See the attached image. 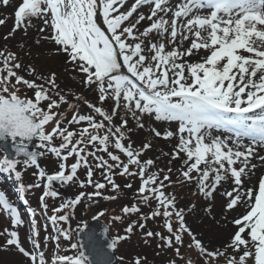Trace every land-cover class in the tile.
<instances>
[{
    "label": "snow or ice",
    "instance_id": "obj_1",
    "mask_svg": "<svg viewBox=\"0 0 264 264\" xmlns=\"http://www.w3.org/2000/svg\"><path fill=\"white\" fill-rule=\"evenodd\" d=\"M9 2L0 0V5ZM145 6L147 13L140 11ZM34 18L43 25L35 43L54 45L51 54L62 56L70 70L82 76L83 87L96 93L94 101L75 94V102H70L61 94L54 72L45 77L31 65L25 68L16 52L0 48V141L11 138L14 156L24 157L25 165L39 168L37 158L44 151L59 161L54 174L46 175L42 169L38 173L46 180L42 206L47 208L45 197L58 195L49 191L52 182H73L81 167L87 169V184L80 180L79 186L96 189L80 192L54 208L51 222H67L68 215L56 213L74 209L86 197L102 195L100 190L108 185L113 192L119 191L115 175L138 177L136 199L149 207L154 202L155 207L140 216L143 222L129 224L125 233L131 234L137 226L145 229L148 220L161 219L164 232L147 231L145 236L157 237L162 241L159 247L174 251L168 264H194L181 253L185 234L187 248L197 253L201 264H219L220 260L224 264H264V175L253 182L257 169L253 161L264 165V0H132L130 6L127 0H19L12 27L3 39L9 40L18 31L27 35ZM6 22L0 18V26ZM192 56L198 59L193 61ZM21 69L32 79L21 75ZM21 86L33 96L19 95ZM81 103L89 110L87 114L81 113ZM62 104L75 109L66 123L64 114L54 111ZM145 117L177 124L175 130L150 128L154 137L176 140L163 155L170 157L169 164L179 161L177 181L172 180V167L156 168L159 157L143 159L152 149L151 140L139 146L132 141L129 118L142 130ZM50 123L54 126L48 131ZM33 138H38V147L44 151L28 150L23 142ZM14 156L0 158V172L14 173L20 182V161ZM69 157H75L70 166L66 165ZM90 157L94 167L102 169L103 182L93 180ZM225 183L229 187L217 205L214 194ZM177 184L193 187L194 196L210 201L204 213L212 225L228 232L215 246H210L212 241L205 243L203 233L188 225L187 216L195 213L197 205H179L175 193L168 191ZM18 187L24 199L25 185L21 182ZM0 209L9 215L13 229L22 224L17 208L2 191ZM122 212L139 213L140 208L133 203ZM121 218L116 215L112 220ZM88 228L86 222L77 226L76 234L82 240L70 244L72 255L57 250L50 261L36 239L39 233L34 225L31 249L23 246L18 231L7 228L0 233L4 237L0 249L14 248L24 264H112L110 252L128 235L101 244ZM58 232L65 240L72 239L71 229L59 228ZM145 261L137 256L133 264Z\"/></svg>",
    "mask_w": 264,
    "mask_h": 264
},
{
    "label": "rangeland",
    "instance_id": "obj_2",
    "mask_svg": "<svg viewBox=\"0 0 264 264\" xmlns=\"http://www.w3.org/2000/svg\"><path fill=\"white\" fill-rule=\"evenodd\" d=\"M19 0H10L8 6L0 5V18H6V24L0 26V48H5L14 51L21 58L23 65L27 68L28 65H31L35 68L37 73L43 74L45 77L49 76L51 73L56 74V83L61 90V94L66 95L67 99L70 102H75L74 95L82 94L88 100L94 101L96 93L93 90H89L83 87L81 83L82 76L74 73L70 70L71 66L64 63V58L62 56H54L49 51L54 45L41 41L39 45L35 43L36 40L40 39V34L38 28L42 27V22L39 19H33V27L29 28L27 35L23 31H18L14 37L5 41L3 39L4 35L7 34L14 21V9L17 6ZM132 0H127V6H130ZM140 11L147 13L148 8H141ZM98 23L103 24L102 18H98ZM23 45V49H21ZM31 53L30 55L28 53ZM20 74L24 75L25 78L32 79L27 75V72L24 69L20 70ZM41 83V81H37ZM19 95L33 96V92L21 86V91ZM54 98L55 95L53 93ZM47 102L42 103V107L46 108ZM64 114L65 123L67 119L71 118V115L75 109H69L67 104H62L59 109H54ZM81 113L87 114L89 110L82 103L80 104ZM123 114V113H121ZM146 126L144 129H136L134 121L129 118V127L133 129L130 133L131 139L136 146H139L142 142L146 140H151L152 149L149 150L143 159L153 158L156 159V168L172 167V180L177 181L179 179V173L177 169L180 167L179 161H172L169 164L170 157L164 156L163 153L170 152L173 145L176 143V140H165L163 138L154 137L150 132L151 127H155L158 130H175L177 124H174V128L167 126L166 122H156L154 120H149L145 117ZM54 126V123H50L46 126V130L50 131ZM13 142V141H12ZM16 142H19L18 140ZM39 140H37L36 148L39 152L44 151L38 147ZM54 145L58 146L59 141L54 140ZM91 150V149H90ZM115 151L114 149H112ZM3 151L0 149V158L4 156ZM98 155H104L107 159L106 154L98 153ZM121 159L126 158L121 154ZM20 162L17 165V170L21 172V181L18 182L15 180L14 173L9 174L6 172H0V191L6 194V197L17 208V211L20 215L22 224L16 229H13L10 223V217L2 209H0V233L4 229L16 230L19 233L21 242L26 249H31V244L29 243V238L33 236V225L35 230L39 233L38 239L41 244V250L46 253V258L50 261L51 257L59 250V254L62 255H72L73 250L70 249V244L76 242L74 229L81 225L82 222L87 221L92 216H98V213L103 212V216H98L102 218L109 226V232L114 238L117 235H128V238L121 241L116 248L117 261L115 264H133L134 258L137 256L141 258H146L145 264H168V261L174 258V251L172 249H166L159 247L158 245L162 244L157 237H146L145 233L147 231H153L151 227H160L162 232L164 229L162 227V220H148L147 228L141 230L138 226L134 228L131 234L125 233V229L129 224H132L134 221L141 223V215H147L154 207L155 203L152 202L151 207L139 203L136 199V189L139 187V178L138 177H129L115 175L113 178L117 184L120 185V189L117 192L111 190V186L108 185L105 189L100 190L102 195L93 196L91 199L87 197L82 199L81 202L76 205L74 209L68 208L64 209L56 215H68L69 220L67 222L58 221L53 224L49 219L53 215V209L59 207L65 201L74 199L77 194L80 192L93 193L96 191L94 187L86 186L81 188L79 186V181L84 180L87 184V169L81 167L78 169L77 178L73 182L61 183L57 186L52 184L49 191H56L58 195L56 197H51L50 195L44 198L43 204L47 205L45 209L42 206L41 196L44 193L45 189L43 184L46 182L45 179L38 176L39 171L42 169L45 171L46 175L54 174L59 171L58 168V158L53 154L44 151V155L40 156V165L37 168L34 165L24 164V159H18ZM75 162V157H69L66 161V165L70 166ZM111 162V161H110ZM89 163L93 165L94 181L103 182L101 172L102 169H96L94 167L95 161L92 158H89ZM264 165H259L258 170L256 171V176L253 177V182L256 180L261 173V170ZM135 170V169H133ZM154 170V169H153ZM119 172V169L116 170ZM67 174V173H66ZM23 183L25 185L26 191L23 193L24 199H21L18 183ZM40 184V187L27 188L28 185ZM131 184V188H126L124 185ZM251 186V183H250ZM229 187L224 185L223 188L218 189L214 194L216 197V204L218 205L221 199V193ZM169 192H174L178 203L181 207H186L189 204L195 203L197 205L196 211L193 214L187 216L188 225L199 233H203V239L205 243L212 241V245L215 246L219 243V240L226 237L228 232L225 228H217L211 224L210 218L206 216L203 211V208L209 203L203 197L194 196L193 192L195 189L187 184H177L173 188L168 189ZM116 196V199H104V196ZM25 199L27 203H25ZM133 203H137L140 212L139 213H130L125 215L122 212L124 206H131ZM217 211L219 209L217 208ZM119 215L121 216L120 221H113L112 217ZM235 215V214H233ZM113 223V225H112ZM116 225H115V224ZM118 225V226H117ZM231 227V226H230ZM65 228L72 230V239L65 240L62 236L59 235L58 229ZM165 235L167 233H164ZM47 238V241L45 240ZM151 240V241H150ZM142 242H146V247ZM4 243V237L0 236V244ZM45 243L47 246L45 247ZM189 243V238L185 234L184 237V247L181 248V253L188 259L189 257L193 260L194 264H201L197 253L195 251L189 250L187 244ZM146 249V250H145ZM119 250V252H118ZM145 255V256H144ZM123 257L121 261L120 258ZM0 264H24V258L16 252L14 248L10 250L0 249ZM178 264H183V262H178ZM219 264H224L223 260H220Z\"/></svg>",
    "mask_w": 264,
    "mask_h": 264
},
{
    "label": "water",
    "instance_id": "obj_3",
    "mask_svg": "<svg viewBox=\"0 0 264 264\" xmlns=\"http://www.w3.org/2000/svg\"><path fill=\"white\" fill-rule=\"evenodd\" d=\"M34 140H36V138H33L32 141H24L23 142V143H27L29 151H31L32 147H34V145H35ZM0 145H1V147L4 148V150L6 151L5 153H7V155H13L14 156V147H13L12 142L5 139V140L0 141ZM32 151L38 152L37 150H32ZM14 158H18V157L14 156ZM38 163H39V160H38ZM54 182L58 183V181H54ZM87 224L89 225L88 231L94 232L96 234V237L98 238L99 243L104 244V243H106V241L107 242L111 241V238L108 234V231H107L106 236L104 234V229L105 228L108 229V228L102 220H99L98 218H96V219L92 218V219L88 220ZM78 240H82V236L77 235V241ZM110 255L112 256V264H114L116 261V255L114 252H110Z\"/></svg>",
    "mask_w": 264,
    "mask_h": 264
},
{
    "label": "bare ground",
    "instance_id": "obj_4",
    "mask_svg": "<svg viewBox=\"0 0 264 264\" xmlns=\"http://www.w3.org/2000/svg\"><path fill=\"white\" fill-rule=\"evenodd\" d=\"M142 8L145 9L146 6L145 7H142ZM185 46H187V45H185ZM201 54H203V53H201ZM190 59L193 60V61H195V60L198 59V57L197 56H192V57H190ZM165 124H167V126H169L171 128L172 127L174 128V124H176V123L175 122H172V123L166 122ZM253 163H256L257 164V169H256V171H257L258 168H259L260 162L258 160H254ZM179 165H180V163H179ZM245 183H246L247 186H250V182H248L247 180L245 181ZM224 185L228 186L229 184L228 183H225ZM233 214H235V213H233ZM228 228H230V225L228 226Z\"/></svg>",
    "mask_w": 264,
    "mask_h": 264
}]
</instances>
